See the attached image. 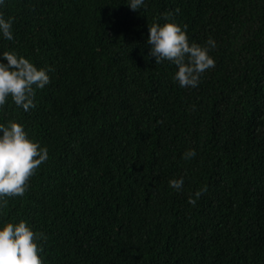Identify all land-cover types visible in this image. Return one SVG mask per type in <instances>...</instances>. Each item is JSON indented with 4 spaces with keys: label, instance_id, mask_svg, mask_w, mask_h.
<instances>
[{
    "label": "trees",
    "instance_id": "16d2710c",
    "mask_svg": "<svg viewBox=\"0 0 264 264\" xmlns=\"http://www.w3.org/2000/svg\"><path fill=\"white\" fill-rule=\"evenodd\" d=\"M146 3L139 10L128 0L0 6L15 17V39L0 37V52L16 50L53 69L34 108L25 111L9 97L0 109V122L17 120L49 150L26 193L8 197L0 220L24 219L45 233L44 264H174L146 252L152 241L174 246L177 237L179 220L169 203L177 191L168 178L154 198L133 205L138 166L149 163L153 174L184 177L186 201L207 185L197 204L187 206L194 213L181 237L182 255L218 264L217 227L229 236L228 262L264 264V217L255 228L247 192L264 187V0ZM151 19L186 26L189 40L201 44L215 38L216 63L205 81L223 89L233 116L218 118L198 102L179 109L181 127L160 128L165 104L144 94L143 82L171 77L177 66L148 56ZM173 85L170 79L168 90ZM188 148L196 156L184 159Z\"/></svg>",
    "mask_w": 264,
    "mask_h": 264
},
{
    "label": "clouds",
    "instance_id": "9594fccd",
    "mask_svg": "<svg viewBox=\"0 0 264 264\" xmlns=\"http://www.w3.org/2000/svg\"><path fill=\"white\" fill-rule=\"evenodd\" d=\"M4 3L5 0H0V6ZM127 5L132 10L147 7L146 0H128ZM162 15L167 17L169 13ZM14 21V16H6L3 11H0V37L9 41L15 39ZM151 21L147 36V43L150 45L148 56L154 57L156 63L169 60L177 66V70L171 77L166 74L147 83L141 80L144 84V94L150 93L155 99L162 100L165 104V110L159 113L162 119L160 128L181 127L184 120L182 115L178 114L179 109L198 102L206 108L215 109L218 118H221L222 112L232 115V101L227 98L223 89L213 87L205 81L214 71L206 69L214 67L216 63L210 51L217 46L215 38L209 35L205 43L201 44L195 40H189L186 26L182 27L168 19H165L163 24L152 19ZM52 70L51 65L37 66L31 59L16 50L0 52V109L8 102L9 97L25 111L34 108L37 89H43L50 83L49 73ZM105 79H110V71L106 72ZM170 79L174 85L168 90L167 85ZM228 142L232 149L234 143L230 139ZM48 156V147L42 146L38 140L29 137L24 124L15 119L0 122V214L9 203L8 197L23 196L26 193L29 188V178L35 174L39 165L48 159ZM182 156L184 159L195 157L196 149L188 148ZM148 167L149 163L138 166L137 173L140 179L133 205L142 199L154 198V192L159 191L164 178H168V185L177 191V197L174 199L171 194L169 203L174 202L171 210L172 213H176L179 224L174 246L152 241L148 244L146 252L164 260H173L174 264H206L182 255L179 250L181 237L190 225L188 213H194L193 210L188 211L187 206L190 203L197 204V198L207 191V185L196 190L189 196V201H186L182 191L183 176L169 178L156 175L150 172ZM263 190L264 187H256L247 191L248 205L250 213L254 216L255 228L261 224L264 217V198L261 197ZM216 229L220 233L223 252L218 264H238L228 262L229 236L217 227ZM41 239H47L45 233L34 230L32 225L24 219H20L19 222L0 220V264H44V258L40 255L43 251V246L39 243Z\"/></svg>",
    "mask_w": 264,
    "mask_h": 264
}]
</instances>
